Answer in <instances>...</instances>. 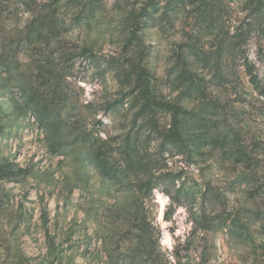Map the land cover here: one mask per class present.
<instances>
[{"label":"rangeland","instance_id":"1","mask_svg":"<svg viewBox=\"0 0 264 264\" xmlns=\"http://www.w3.org/2000/svg\"><path fill=\"white\" fill-rule=\"evenodd\" d=\"M46 1L0 0V48L16 54L10 67L0 64V264H264V196L252 184L235 182L232 163H220V148H201L205 153L195 163L159 156L155 143L127 152L132 117L106 110L123 88L117 69L138 48L130 39L132 14L148 0H95L93 11L63 0L56 34L15 45L31 10ZM164 11L141 33L155 94L193 108L197 100L184 94L181 77L192 71L224 100L221 124H241L264 141V96L243 65L227 61L234 81L219 85L218 57L209 65L203 60L215 49L214 36L195 31L191 7L158 20ZM191 42L194 49L187 48ZM85 48L98 64L78 56ZM247 48L264 77L263 42L255 35ZM35 86L49 94L46 120L37 119L27 100ZM161 116L168 120L167 113ZM167 171L182 172L193 190V198L170 209L169 219L170 197L141 189ZM205 182L222 194L208 202L210 226L199 218Z\"/></svg>","mask_w":264,"mask_h":264},{"label":"trees","instance_id":"2","mask_svg":"<svg viewBox=\"0 0 264 264\" xmlns=\"http://www.w3.org/2000/svg\"><path fill=\"white\" fill-rule=\"evenodd\" d=\"M62 1L48 0L36 5L34 10H31L33 15L30 21L20 32L15 45H31L37 39L56 34L61 25L59 13ZM70 1L73 3L72 6H79L83 11L87 6L90 11L96 7L95 0ZM162 2L163 0H148L132 14L130 39L131 44H136L138 48L131 54L128 64L121 65L116 71L117 78L123 85L118 92L119 96L106 103V110L110 114L122 110L132 117L130 127L124 135L127 152L139 151L141 147H145L144 145L155 143L159 156L165 153L171 156L181 155L187 162L195 163L198 157L205 153L201 148L218 147L220 163L224 165L229 161L234 167L235 182L241 185L252 184L254 191L264 196V141L247 135L241 124H221L222 120L218 116L225 111L224 100L212 96L207 86L191 77L194 74L192 71L183 70L181 77L183 85H186L184 94L197 100L193 108H187L178 100L158 97L153 88V72L145 63V56L149 50L141 34L144 28L157 20L156 14L161 9L165 11L158 19L160 21L171 9L191 7L197 22L195 31L202 36H214L215 49L205 52L203 60L209 65L212 59L215 61L218 57V65L215 66L217 83L227 86L234 81L232 67H229L227 62L231 63L233 59L239 65H243L249 82L261 96H264V77L258 74L256 65L247 54L248 42L255 35L264 45V0H166L165 6H161ZM235 12L237 15L244 13V16H235ZM188 47L194 49L195 44L191 42ZM11 49L2 46L0 48V64L7 68L16 56ZM74 54L76 52L70 55ZM77 54L92 65L99 63L97 54L90 49L85 48ZM44 71L46 74L53 73L52 69L44 68ZM27 93L32 113L37 119L46 120L52 112L49 94L37 86ZM161 112L168 114V120H163ZM182 177V172H160L154 181L145 182L141 186L142 190L153 192L158 189L170 197L165 213L166 219L170 217V209L175 211L178 206L193 198V190L185 185ZM178 181H181L180 185H177ZM205 185L199 218L200 221H206V226H210L212 220L207 219L208 202L213 198L220 199L222 194H219L211 183ZM241 225V222L234 223L237 228Z\"/></svg>","mask_w":264,"mask_h":264},{"label":"clouds","instance_id":"3","mask_svg":"<svg viewBox=\"0 0 264 264\" xmlns=\"http://www.w3.org/2000/svg\"><path fill=\"white\" fill-rule=\"evenodd\" d=\"M165 243H167V241H165Z\"/></svg>","mask_w":264,"mask_h":264}]
</instances>
